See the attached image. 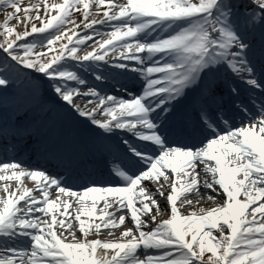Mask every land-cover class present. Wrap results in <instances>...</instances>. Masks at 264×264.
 Returning <instances> with one entry per match:
<instances>
[{
  "label": "snow or ice",
  "instance_id": "snow-or-ice-1",
  "mask_svg": "<svg viewBox=\"0 0 264 264\" xmlns=\"http://www.w3.org/2000/svg\"><path fill=\"white\" fill-rule=\"evenodd\" d=\"M0 264H264V0H0Z\"/></svg>",
  "mask_w": 264,
  "mask_h": 264
},
{
  "label": "bare ground",
  "instance_id": "bare-ground-1",
  "mask_svg": "<svg viewBox=\"0 0 264 264\" xmlns=\"http://www.w3.org/2000/svg\"><path fill=\"white\" fill-rule=\"evenodd\" d=\"M28 39H31V37H29ZM128 86H134V84H133L132 82H129ZM133 93L138 94L136 91L133 92ZM125 98H127V97H125ZM80 103H81V105L83 106V105L85 104V100L82 99V100L80 101ZM24 184H25L27 187H29V188H33V187L35 186V182L32 181L31 179H28V178H25V179H24ZM191 198H192L193 200L198 199V197H196V196H192ZM160 202H161L162 206L165 204V201H163V200H161ZM201 203H202V205H203L204 207H209V206H211V202H210V201H201ZM102 206H103V201L99 202V204H98V209H99L100 207H102ZM126 224H127L128 226H131V223L129 222L128 219H126Z\"/></svg>",
  "mask_w": 264,
  "mask_h": 264
}]
</instances>
